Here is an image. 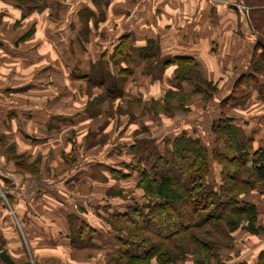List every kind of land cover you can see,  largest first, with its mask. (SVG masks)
<instances>
[{"label":"crops","instance_id":"obj_1","mask_svg":"<svg viewBox=\"0 0 264 264\" xmlns=\"http://www.w3.org/2000/svg\"><path fill=\"white\" fill-rule=\"evenodd\" d=\"M242 5L0 0V249L17 264H127L111 214L144 201L141 170L154 160L146 143L164 152L182 134L209 148L216 185L222 168L211 152L243 153L252 187L239 200L264 228V64ZM181 59L213 93L178 79ZM220 120L236 133L217 137ZM247 225L219 264H257L264 232ZM171 264L199 263L190 254Z\"/></svg>","mask_w":264,"mask_h":264},{"label":"trees","instance_id":"obj_2","mask_svg":"<svg viewBox=\"0 0 264 264\" xmlns=\"http://www.w3.org/2000/svg\"><path fill=\"white\" fill-rule=\"evenodd\" d=\"M15 1L30 7L39 0ZM240 1L251 7L246 14L258 33L257 48L261 52L256 56L264 64V0ZM128 40L124 37L118 47L120 55L127 59ZM154 48L150 46L141 51L142 55L147 58ZM181 62L187 66L178 67L179 80L195 83L209 95L213 93L215 87L202 78L193 60H178ZM214 131L217 137L236 133L232 123L226 120H220ZM152 145L146 143V148L150 152L148 157L154 160L141 170L139 181L144 201H136L126 210L111 214L114 221L111 225L121 233L119 258L127 264H150L153 259L158 264H171L200 250L207 252L209 259L197 262L210 263L221 247L231 242L230 232L243 221L248 222L251 232H264V228L256 227L255 207L239 200V195L252 187L251 182L243 178L247 166L242 152L224 153L217 149L211 152L222 168L216 185L209 179L210 150L200 139L182 134L167 142L164 152ZM216 262L219 264L218 260ZM257 264H264V252Z\"/></svg>","mask_w":264,"mask_h":264},{"label":"rangeland","instance_id":"obj_3","mask_svg":"<svg viewBox=\"0 0 264 264\" xmlns=\"http://www.w3.org/2000/svg\"><path fill=\"white\" fill-rule=\"evenodd\" d=\"M245 6H246L247 10H249V9L251 8V7H249L248 5H245ZM168 114H170V112H168ZM138 185H139V184H138ZM139 186H140V185H139ZM140 187H141V186H140ZM132 188H133V190H134V185H133V187H131V188H129V189H132ZM129 189H127V190H129ZM129 191H130V190H129ZM127 192H128V191H127ZM127 194H131V193L128 192ZM138 194H141V195L144 197V191H143L142 189H139V190H138ZM241 225H242V224H241ZM241 225H239V227H241ZM239 227H238V228H239ZM238 228H237V229H238ZM237 229H236V230H237ZM234 231H235V230H234ZM234 231H231V232H230L231 237H232V233H233ZM199 251H200V250H199ZM199 251H196V252H193V251H192L191 253H194V254H191V255H193V256L195 257L196 260H198V259L201 260V259H203V258L209 259V255H208L207 252H199ZM188 255H190V254H188ZM186 256H187V255H186ZM186 256H185V258H186ZM218 257H219V256L216 255V258H215L214 260H219ZM185 258H183V259H185ZM211 259H212V258H211ZM181 260H182V259H181ZM202 262L205 263L204 260H202ZM219 262H220V261H219ZM203 263H202V264H203Z\"/></svg>","mask_w":264,"mask_h":264},{"label":"water","instance_id":"obj_4","mask_svg":"<svg viewBox=\"0 0 264 264\" xmlns=\"http://www.w3.org/2000/svg\"><path fill=\"white\" fill-rule=\"evenodd\" d=\"M0 257L2 261H4L6 264H17L13 261V259L6 253V251L2 250L0 252ZM21 264H40V263H34V262H26V263H21Z\"/></svg>","mask_w":264,"mask_h":264},{"label":"built area","instance_id":"obj_5","mask_svg":"<svg viewBox=\"0 0 264 264\" xmlns=\"http://www.w3.org/2000/svg\"><path fill=\"white\" fill-rule=\"evenodd\" d=\"M240 6H241V5H240ZM242 8L246 11V13L248 12V10H247V8H246L245 5H242ZM0 194H1V197H2L4 200H7V197H6V194H5L4 191L0 190ZM10 213H11L12 216H15V212H14L13 209H10ZM2 250H3V249L1 248V249H0V252H1ZM1 263H2V259H1V257H0V264H1Z\"/></svg>","mask_w":264,"mask_h":264}]
</instances>
